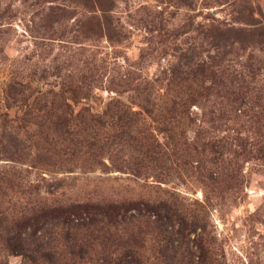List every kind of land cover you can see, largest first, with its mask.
I'll list each match as a JSON object with an SVG mask.
<instances>
[{"label":"rangeland","instance_id":"rangeland-1","mask_svg":"<svg viewBox=\"0 0 264 264\" xmlns=\"http://www.w3.org/2000/svg\"><path fill=\"white\" fill-rule=\"evenodd\" d=\"M124 200L142 264H264V0H0V264Z\"/></svg>","mask_w":264,"mask_h":264},{"label":"trees","instance_id":"trees-1","mask_svg":"<svg viewBox=\"0 0 264 264\" xmlns=\"http://www.w3.org/2000/svg\"><path fill=\"white\" fill-rule=\"evenodd\" d=\"M157 146H159L158 143L154 147ZM146 150L151 149L146 148ZM154 152L155 150H152V153ZM80 207L81 204H77L73 209L64 210L61 206L48 205L47 207H38L39 213L28 216V219L35 216L36 218L49 216L46 220L45 218L41 219L43 223H46L47 220L52 223L53 219L58 217L63 224H66V231L62 234L61 240L58 239V243L60 242L64 248L59 252L54 251L51 246L57 237L47 229L40 230V234L37 236H34L33 232H29L28 237H24L22 242L14 243L13 241L12 246L8 242L9 238L19 240L21 235L19 230L12 232L10 237L9 233L5 239L8 250L22 254L24 261L27 260L31 264H142L141 254L134 248L135 244L130 246L131 242L136 243L132 238L133 233L122 232L123 235H121L118 231L126 222L124 217L128 211L135 210L139 213L142 210H147L156 215L160 212L158 204L148 200H124L116 203L108 201L98 205L94 204L91 208H83L82 212L79 211ZM32 211L34 212V210ZM81 214L84 215L83 219H91L86 221L85 231H87L83 235L79 234L80 229L77 228V224L76 226L69 224ZM120 224H122L121 227ZM70 228L74 231H71ZM93 243L99 245V250L95 252L96 257L89 253ZM198 247L201 250L200 244Z\"/></svg>","mask_w":264,"mask_h":264}]
</instances>
